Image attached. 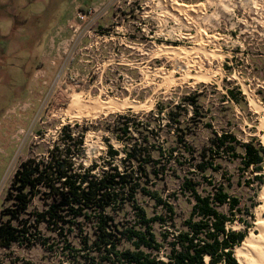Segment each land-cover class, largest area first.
Returning a JSON list of instances; mask_svg holds the SVG:
<instances>
[{
	"label": "rangeland",
	"instance_id": "rangeland-1",
	"mask_svg": "<svg viewBox=\"0 0 264 264\" xmlns=\"http://www.w3.org/2000/svg\"><path fill=\"white\" fill-rule=\"evenodd\" d=\"M99 1L0 0V213L20 164L46 158L59 142L62 128L77 122L81 127L74 132L76 136L86 129L77 158L84 168H107L111 145L120 153L114 162L122 169L124 144L104 124L111 115L147 114L158 104L165 106L171 101L176 105L195 93L219 132L231 130L242 143L256 139L264 147V0H117L112 16L119 17L120 33L107 28L103 32L106 37L85 40L71 63V77L62 78L58 68L67 63H53L56 49L66 48L72 36L68 22L77 8L85 9ZM171 3L185 10L173 8ZM109 24V19L102 22L104 27ZM166 49L179 51L171 54ZM200 73L205 78L197 79ZM168 75L176 82L172 84ZM229 91L240 103L230 100ZM79 94L85 101L115 99L145 106L88 118L69 110ZM188 110L191 115V107ZM156 122L163 128L160 143L170 147L165 139L172 136L173 128L165 126V117ZM199 134L203 139L208 137L204 129ZM223 171L224 177L231 179L232 194L241 199L243 218L251 225L248 228L236 220L228 228L245 231L246 237L251 232L259 235L264 181L260 184L255 176L262 175L264 180V169L245 173L239 160H225ZM215 179L224 181L223 174L215 175ZM169 182L167 187L159 186L166 195L178 185L176 180ZM38 204L36 199L34 205ZM139 204L149 216L160 210L148 198L140 197ZM135 208L128 203L122 210L109 213L115 223L131 225L136 220ZM221 211L229 214L228 208ZM190 212L191 204L181 198L177 202V230ZM93 218L95 215L84 223L82 232L70 236L73 249H65L64 238L43 225L42 235L49 249L41 243L0 248V264H90L86 257L97 254L84 249L83 241L92 232ZM154 230L159 233L163 229L156 224ZM236 248L234 256L241 264Z\"/></svg>",
	"mask_w": 264,
	"mask_h": 264
},
{
	"label": "trees",
	"instance_id": "trees-1",
	"mask_svg": "<svg viewBox=\"0 0 264 264\" xmlns=\"http://www.w3.org/2000/svg\"><path fill=\"white\" fill-rule=\"evenodd\" d=\"M229 95L240 103L233 91ZM199 98L195 93L176 105L158 104L147 114H115L105 120L108 131L124 144L122 169L114 162L120 153L111 145L107 168L78 165L86 129L76 136L78 122L63 127L46 158L28 159L15 171L0 213V248L41 243L49 249L42 235L45 225L64 238L65 249H73L70 236L82 232L84 223L95 215L92 232L83 241L84 249L97 254L86 257L90 264H238L234 250L246 232L227 225L236 220L251 225L243 218L241 199L231 192V179L224 177L223 161L239 160L242 172L260 173L264 147L256 139L242 143L231 130L219 132ZM162 117L168 120L165 126L173 128L172 136L165 139L170 147L158 137L163 128L156 119ZM202 129L208 133L205 139L199 134ZM221 173L224 181L216 180ZM255 179L264 181L262 175ZM173 180L177 189L166 195L159 186L167 187ZM140 197L160 210L149 216L139 204ZM181 198L191 204V212L177 230ZM128 203L136 207V220L131 225L115 223L109 211L122 210ZM222 208H228L229 214ZM247 214L253 218L252 212ZM156 224L163 229L159 233Z\"/></svg>",
	"mask_w": 264,
	"mask_h": 264
},
{
	"label": "built area",
	"instance_id": "built-area-1",
	"mask_svg": "<svg viewBox=\"0 0 264 264\" xmlns=\"http://www.w3.org/2000/svg\"><path fill=\"white\" fill-rule=\"evenodd\" d=\"M99 2V4L85 9L81 7L77 8L74 17L68 22V27L72 32V36L66 48L61 49L58 47L56 49L53 63V65H55L56 60L67 63L58 68L61 70L59 76L62 78L71 77V75L68 74L71 63L79 56V51L84 45L85 40L95 36L99 38H102V36L106 37L103 32L107 28H112L116 30L117 33H120L117 31L119 17L117 15L112 16V11L119 2H117V0H100ZM106 19H109L110 24L104 27L102 26V22L106 21ZM111 35H113V33ZM61 56L64 57L62 58ZM62 85L63 83L61 86Z\"/></svg>",
	"mask_w": 264,
	"mask_h": 264
},
{
	"label": "bare ground",
	"instance_id": "bare-ground-1",
	"mask_svg": "<svg viewBox=\"0 0 264 264\" xmlns=\"http://www.w3.org/2000/svg\"><path fill=\"white\" fill-rule=\"evenodd\" d=\"M168 2H170V1H168ZM170 5H172L173 8L179 9L180 11L185 10L184 6L177 5L176 3H171ZM178 51L175 49H173V50L166 49V52L171 53V54H177ZM161 52H162V50H161ZM186 70H187V68H186ZM189 75L190 74H188L187 77ZM196 76H197V79L205 78L204 76L201 75V73L197 74ZM205 76H207V75H205ZM168 79L171 83L176 82V79L173 77V75H170V76L168 75ZM254 104H256V103H253V105ZM130 106H133V108L134 107L142 108L145 105L144 104H137V103L136 104L130 103L129 101H123L122 102V101L115 100V99H111L107 102L99 100V98L97 100H94V101H85V100H83L82 96L79 94L78 96L73 98L72 104H71L69 110L71 109V110L78 112L79 114H77V116L78 115L81 116V114H82V115L87 116L89 118V117H98L99 115H101L103 113L109 114L110 112L120 111L121 109L126 108V107H130ZM68 112L69 111H67V113ZM258 216H259L258 217L259 222L257 224V227L259 229V235H257L254 232H251L250 236L246 237V239L243 241V244L236 248V253H237V256H238L241 264H264V205H263V209L259 212Z\"/></svg>",
	"mask_w": 264,
	"mask_h": 264
}]
</instances>
